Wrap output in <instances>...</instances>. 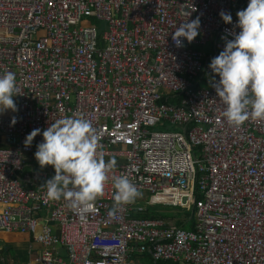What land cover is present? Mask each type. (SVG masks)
<instances>
[{
  "label": "built area",
  "instance_id": "1",
  "mask_svg": "<svg viewBox=\"0 0 264 264\" xmlns=\"http://www.w3.org/2000/svg\"><path fill=\"white\" fill-rule=\"evenodd\" d=\"M247 3L0 0V29L9 32L0 75L15 73L17 107L0 114V232L41 246L24 264H150L147 254L154 263L264 264V120L229 125L208 67ZM197 17L199 35L177 48L176 28ZM84 19L94 25L80 26ZM69 117L89 120L97 157L116 161L103 194L78 209L46 198L54 169L33 162L42 135L24 145L32 130ZM171 125L182 130L154 129ZM120 176L139 195L117 210ZM157 206L196 222L187 230L143 216Z\"/></svg>",
  "mask_w": 264,
  "mask_h": 264
},
{
  "label": "clouds",
  "instance_id": "2",
  "mask_svg": "<svg viewBox=\"0 0 264 264\" xmlns=\"http://www.w3.org/2000/svg\"><path fill=\"white\" fill-rule=\"evenodd\" d=\"M219 15L225 24L233 23L230 13L221 11ZM236 16L235 27L239 31L230 40L221 37L225 46L208 67L217 97L225 106L223 116L229 125L238 128L249 120H264V0H248L247 7ZM199 30V17L181 23L172 41L177 48L183 47L185 41L191 43L199 35ZM15 89V73L0 75V114L17 111ZM15 122L13 118L12 123ZM37 135L43 139L36 146L35 159L41 169H54V175L42 185L47 200L63 198L72 209L90 206L103 194L107 172L116 166L115 159L105 162L97 157L98 136L92 123L85 118L57 120L43 131L32 130L25 138L26 148ZM113 179L114 206L118 210L139 193L126 177Z\"/></svg>",
  "mask_w": 264,
  "mask_h": 264
},
{
  "label": "crops",
  "instance_id": "3",
  "mask_svg": "<svg viewBox=\"0 0 264 264\" xmlns=\"http://www.w3.org/2000/svg\"><path fill=\"white\" fill-rule=\"evenodd\" d=\"M13 99L15 102V98ZM12 112L13 111L11 110H6L3 114H9ZM3 144H4V138L2 135H0V146ZM33 162L35 165L37 161L35 160ZM36 168L41 169L40 166L38 167L36 166ZM44 168H47V166ZM1 208L2 205L0 203V210ZM2 248L6 249L7 252L1 253ZM40 251H41V246L35 243L28 234L0 232V264L3 256L9 257V259L12 260L13 263L18 262L24 264L35 259L36 255ZM23 259H25L26 262H24Z\"/></svg>",
  "mask_w": 264,
  "mask_h": 264
},
{
  "label": "rangeland",
  "instance_id": "4",
  "mask_svg": "<svg viewBox=\"0 0 264 264\" xmlns=\"http://www.w3.org/2000/svg\"><path fill=\"white\" fill-rule=\"evenodd\" d=\"M94 24L92 23L91 20L89 19H84L81 23H80V26H83V27H87V26H93ZM9 34L8 30L7 29H0V37L2 36H7ZM204 84V83H203ZM205 85V84H204ZM203 85V86H204ZM156 130H172V131H175V130H182V127L179 126V125H171L169 126L168 128H163V127H156L154 128ZM201 156V154H199V157ZM35 165L38 167V162L35 163ZM158 207V210H160L161 214H163L164 216H167L169 218L167 219H172L174 221H171V224H178L176 223L177 221H181V220H184L185 217L188 215V214H191V217H192V213H188L187 210H184V209H181V208H172V207H164L162 208L163 206H157ZM196 222V219H191L189 221V223L186 224V229L189 230L190 228L193 227V223ZM179 225V224H178ZM13 256V255H11ZM9 258V257H7ZM14 258V257H13ZM12 258V259H13ZM24 262L25 259H23Z\"/></svg>",
  "mask_w": 264,
  "mask_h": 264
},
{
  "label": "trees",
  "instance_id": "5",
  "mask_svg": "<svg viewBox=\"0 0 264 264\" xmlns=\"http://www.w3.org/2000/svg\"><path fill=\"white\" fill-rule=\"evenodd\" d=\"M160 212H161V211L158 210V208H157V209H153V210H151V211H148V212L145 213V215H143V216H145V217H150V218H163V219H166V220H168V221H170V222H171V221H174V220H172V219H167V218H169V217L164 216V215L161 214ZM190 220H191V214H188V215L185 217L184 220L177 221L176 223H178L180 226H184V227H186V224L189 223ZM190 229H191V228H190ZM5 252H7V250L2 248L1 253H5ZM142 258H143L146 262H148V263H150V264H176L175 262H172V261H159L158 263H154V261H153V259H152V257H151L150 254L144 255V256H142Z\"/></svg>",
  "mask_w": 264,
  "mask_h": 264
},
{
  "label": "water",
  "instance_id": "6",
  "mask_svg": "<svg viewBox=\"0 0 264 264\" xmlns=\"http://www.w3.org/2000/svg\"><path fill=\"white\" fill-rule=\"evenodd\" d=\"M44 224V223H43Z\"/></svg>",
  "mask_w": 264,
  "mask_h": 264
}]
</instances>
